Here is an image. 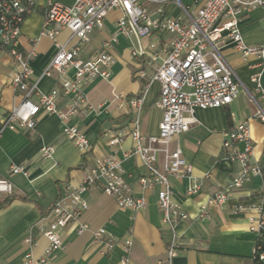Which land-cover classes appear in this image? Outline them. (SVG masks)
<instances>
[{
    "label": "built area",
    "instance_id": "2783aa9c",
    "mask_svg": "<svg viewBox=\"0 0 264 264\" xmlns=\"http://www.w3.org/2000/svg\"><path fill=\"white\" fill-rule=\"evenodd\" d=\"M37 0H0V52L5 51L16 65L10 77V85L21 94L20 102L4 117H0V136L6 129L32 133L36 117L40 113L54 115L61 124L62 134L83 155L90 144L86 135L73 120L82 113L102 110L91 106L82 91L89 80L110 77L115 58L110 53L118 37L129 42V56L135 64L133 77L143 81V92L138 97L126 99L131 121L128 136L133 146L120 159L115 153L98 160L85 170L81 182L67 184L60 196L43 217L40 232L46 240L42 255L35 260L28 251L23 264H51L53 254L61 249L62 232L70 228L76 235L88 231L79 223L88 205L84 194L97 187L113 198L119 209L138 212L147 208L145 196L136 197L121 176L122 161L138 158L146 170L139 179L143 192L155 189L157 206L162 222L174 231L175 223L188 216L172 201L170 180L187 178L191 181L187 196H196L201 185L192 174V166L182 158L178 147L170 145L180 135L197 124L196 110L216 109L230 105L238 95L240 83L221 51L231 46L243 59L253 57L258 72L251 78L258 101L247 92L256 107L255 118L264 122V87L260 77L264 73V37L260 44L248 45L241 34V19L254 11H260L264 29V0H72L70 6L55 0H44L40 36L48 38L55 54L44 69L42 76L32 79L31 61L36 57V40L26 53L19 48V37L24 20L30 16ZM193 8V11L191 9ZM111 13L114 34L102 43L101 52L83 59L82 49L90 42L94 31L104 28ZM62 31L68 36L57 40ZM72 70L73 78L66 73ZM53 72L59 75V87L42 93L38 84L42 77ZM152 83L159 85V95L154 107L162 114L155 136H145L141 131L143 97ZM61 96L67 98L63 108L58 107ZM37 100L33 101L32 98ZM121 98V97H118ZM104 108V107H103ZM125 136L120 130L107 132L108 145L118 148ZM223 156L239 167L231 186L240 188L251 177H258L264 189V156L261 163H251L252 146L248 122L240 123L224 134ZM40 157L52 159L54 148L42 147ZM161 157V158H160ZM11 174L28 177L24 166L10 167ZM207 178V176H206ZM0 194L11 195L12 185L0 179ZM227 191H217L199 207L198 218L208 217L210 209L222 208L228 201ZM234 214L247 216L248 231L255 235L253 260L264 262V209L258 205L235 206ZM93 243L101 246V254L107 255L116 245L122 248L119 264L129 263L133 245L131 231L116 239L104 229L92 232ZM24 243L34 248L36 243L26 238ZM178 245L173 238L167 249L169 259L177 256Z\"/></svg>",
    "mask_w": 264,
    "mask_h": 264
},
{
    "label": "crops",
    "instance_id": "0c3cea01",
    "mask_svg": "<svg viewBox=\"0 0 264 264\" xmlns=\"http://www.w3.org/2000/svg\"><path fill=\"white\" fill-rule=\"evenodd\" d=\"M43 3L44 0H37L32 14L22 24L19 37V48L23 53L30 50V41L36 40V57L30 63L33 80L42 76L55 54L53 43L40 36ZM116 14L110 15L115 17ZM259 25H262L260 11L241 19V34L248 45L262 42L264 29L263 25L261 28ZM113 34L114 25L109 24L107 18L104 28L90 35V42L82 49V58L87 59L101 52L102 43ZM67 36L68 32L62 31L57 40L63 42ZM128 47L129 42L118 37L117 44L110 49L115 58L110 77L107 80H89L82 85L88 103L93 107H102L100 111L82 113L73 120L89 141L87 155L81 154L62 134L61 124L54 115L40 113L32 133L8 129L2 132L0 179L12 185V194H0V264H23L28 251L38 260L46 246L40 232V226L45 223L43 217L63 195L64 186L79 184L85 170L103 157L115 153L122 159L123 153L132 149L133 143L128 136L131 115L126 99L140 93L143 81L133 77L135 64L129 56ZM221 53L240 83L237 98L225 107L196 110L197 124L170 145L172 149L178 147L181 150L182 158L192 166V174L201 185L198 195L187 196L186 190L191 184L189 179L170 180L172 201L188 218L177 221L174 231H171L162 222L155 189L143 192L139 185V179L146 175L141 161L136 157L123 160L122 179L133 196H145L147 208L138 212L119 209L113 198L97 187L91 188L84 194L88 208L79 221L89 230L76 235L74 230L65 229L61 249L53 254L51 264H119L123 254L120 245L102 255V247L93 243L92 232L98 229H104L116 239L131 231L133 245L128 264H256L253 253L257 239L248 231L247 216L234 214L232 210L238 205H258L264 209L263 182L258 177H251L240 188H233L231 181L239 167L223 156L222 143L227 131L247 121L252 146L251 163L263 160L264 122L255 118L256 107L246 92L258 101L251 82L258 67L256 59H243L231 46L223 48ZM15 70V63L5 51H1L0 117L6 116L21 100V94L10 85V77ZM66 77L72 79L73 71L69 70ZM59 78L55 72L49 77H42L39 90L48 93L59 87ZM260 83L264 87V73ZM158 95L159 85L152 83L143 97L140 118L141 131L145 136H155L158 132L162 117L154 107ZM66 101L67 98L61 96L58 107L63 108ZM110 130L125 132L121 145L116 149L108 145L107 132ZM45 146L54 148L50 160L40 157V150ZM12 166L26 167L28 177L11 174ZM217 191L228 192L227 203L220 209H210L207 218H198L200 205ZM26 238H31L36 246L29 248L24 243ZM173 238L179 252L169 259L167 249Z\"/></svg>",
    "mask_w": 264,
    "mask_h": 264
},
{
    "label": "rangeland",
    "instance_id": "374dc122",
    "mask_svg": "<svg viewBox=\"0 0 264 264\" xmlns=\"http://www.w3.org/2000/svg\"><path fill=\"white\" fill-rule=\"evenodd\" d=\"M56 2L58 3H61V4H64L66 6H70L72 4V0H55ZM182 2H185L187 0H181ZM191 11H193V8L191 9ZM113 19H114V16L113 15H109L108 16V23H113ZM260 28L262 27V25H259Z\"/></svg>",
    "mask_w": 264,
    "mask_h": 264
},
{
    "label": "trees",
    "instance_id": "16d2710c",
    "mask_svg": "<svg viewBox=\"0 0 264 264\" xmlns=\"http://www.w3.org/2000/svg\"><path fill=\"white\" fill-rule=\"evenodd\" d=\"M142 85H143V83H141V91H140V93L138 94V95H134V96H132V97H138V96H140L141 94H142V92H143V89H142ZM131 98V97H130ZM10 200H8V201H6V203H8ZM5 203V204H6ZM261 245H262V249L264 250V241H262V243H261ZM256 264H264V262H257V261H254Z\"/></svg>",
    "mask_w": 264,
    "mask_h": 264
}]
</instances>
